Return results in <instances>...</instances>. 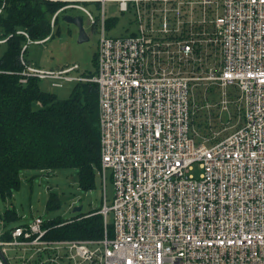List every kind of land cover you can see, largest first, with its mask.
<instances>
[{"label":"built area","instance_id":"obj_1","mask_svg":"<svg viewBox=\"0 0 264 264\" xmlns=\"http://www.w3.org/2000/svg\"><path fill=\"white\" fill-rule=\"evenodd\" d=\"M44 1L59 5L53 28L75 8L99 33L89 74L77 63L33 65L28 42L50 36L32 40L20 29L27 43L18 73L23 84L98 83L105 232L52 239L37 217L0 235V264H11L8 246L32 247L22 264H264V0ZM108 1L130 13L131 32L108 33L116 26ZM212 110L237 126L203 132L194 118Z\"/></svg>","mask_w":264,"mask_h":264},{"label":"trees","instance_id":"obj_2","mask_svg":"<svg viewBox=\"0 0 264 264\" xmlns=\"http://www.w3.org/2000/svg\"><path fill=\"white\" fill-rule=\"evenodd\" d=\"M2 5L0 28L8 49L0 58V196L12 195L21 185L22 169L55 173L75 168L81 188H95L102 167L98 83L77 82L69 98L61 99L42 90L39 78L30 77L27 83H21L18 73L24 67L20 54L27 37L17 31L26 30L32 40L51 38V20L59 5L44 0H0ZM116 24V18L108 22L109 27ZM194 123L203 132L214 125L203 113L196 115ZM58 206L59 196L52 193L47 207L51 210ZM102 207L68 220L45 221L47 237L103 238L106 224ZM4 217V223L11 222L18 219V214L7 209Z\"/></svg>","mask_w":264,"mask_h":264},{"label":"rangeland","instance_id":"obj_3","mask_svg":"<svg viewBox=\"0 0 264 264\" xmlns=\"http://www.w3.org/2000/svg\"><path fill=\"white\" fill-rule=\"evenodd\" d=\"M36 1V0H33ZM106 13L108 17H115L117 24L108 30V33L114 35L131 32L135 25L132 22L130 13L124 14L117 2H106ZM88 8L95 16H99L101 11L95 4H89ZM65 15L80 16L83 19L84 31L88 37L87 40L80 41L79 27L67 21ZM3 30L0 28V39L4 37ZM26 44V42H25ZM99 33L91 25L90 18L85 11L70 8L63 11L57 19L53 28V36L43 42H28L26 58L33 65L42 68H60L62 66L79 65V71L96 70L95 57L98 51ZM8 45L6 42L0 43V58L4 55ZM44 91L52 92L61 99L69 98L77 82H68L63 87H52L48 79L39 82ZM214 114L209 118V123L214 124V130L218 131L220 136L232 131L238 124V118L229 120L230 114L224 113L219 117L218 110L211 111ZM230 122H229V121ZM199 176L200 169L197 166L194 173ZM52 193L58 194L60 206L51 210L47 204ZM107 198L108 203H112L114 188L107 171ZM81 211H74L75 207L81 206ZM104 205V184L100 171L96 176V187L90 190L81 188L78 181V171L75 168H62L54 172H42L37 169L21 170V185L13 190L12 195L8 197L0 196V220L4 219L7 209H14L18 214V219L5 224H0V235L11 228L27 224L34 221L37 217L44 220L71 219L81 213H88ZM109 222H113L112 212L109 214ZM32 247L8 246V257L11 264H22L24 259L20 256L28 257L32 253ZM38 254H36V257ZM28 262L27 264H33Z\"/></svg>","mask_w":264,"mask_h":264},{"label":"water","instance_id":"obj_4","mask_svg":"<svg viewBox=\"0 0 264 264\" xmlns=\"http://www.w3.org/2000/svg\"><path fill=\"white\" fill-rule=\"evenodd\" d=\"M65 19L71 23H74L76 24L78 27H79V30H80V37H79V40L80 41H84V40H87L88 37L84 31V27H83V19L82 17L80 16H71V15H65ZM82 210V205L81 206H78V207H75L74 208V211H81Z\"/></svg>","mask_w":264,"mask_h":264}]
</instances>
